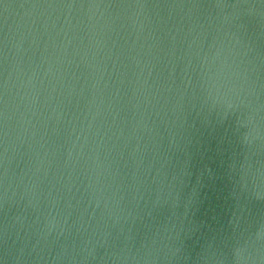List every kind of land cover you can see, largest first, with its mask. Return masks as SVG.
Masks as SVG:
<instances>
[{
	"label": "water",
	"instance_id": "1",
	"mask_svg": "<svg viewBox=\"0 0 264 264\" xmlns=\"http://www.w3.org/2000/svg\"><path fill=\"white\" fill-rule=\"evenodd\" d=\"M0 264H264V0H0Z\"/></svg>",
	"mask_w": 264,
	"mask_h": 264
}]
</instances>
